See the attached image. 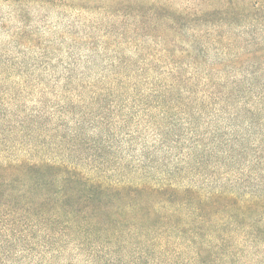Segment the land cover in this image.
Here are the masks:
<instances>
[{"label":"trees","instance_id":"1","mask_svg":"<svg viewBox=\"0 0 264 264\" xmlns=\"http://www.w3.org/2000/svg\"><path fill=\"white\" fill-rule=\"evenodd\" d=\"M5 1L68 32L0 44V264H264V0Z\"/></svg>","mask_w":264,"mask_h":264},{"label":"rangeland","instance_id":"2","mask_svg":"<svg viewBox=\"0 0 264 264\" xmlns=\"http://www.w3.org/2000/svg\"><path fill=\"white\" fill-rule=\"evenodd\" d=\"M68 3L71 4H76L75 2L80 1V0H65ZM87 1V0H84ZM90 1H101V0H90ZM102 1H111V0H102ZM140 1H145L142 4H145L147 6L148 3H153V1H155V3H158L160 5H162L163 7H166L170 10H174V11H184L185 9H189V10H193V11H202L204 10H212L213 5H219L222 1H225L226 5L228 7H232L234 9H238L240 7H242L243 9H247V10H251L249 9V6L251 5V3H253L251 0H213L210 2H207L206 0H133L134 3H141ZM32 3H30L28 5L27 8L25 7H21V3H15V2H6L5 0H0V18L4 20V24L6 25V27L8 29H5L4 33L0 34V44L2 43H7L9 41H11V38L5 34L6 31L10 30V33H13L14 31L18 33V28L19 26H22V23H26L28 24L27 21V17L29 16V23H30V27H24L22 30H26L25 32L28 34H32L34 35V37H32L34 39V43H41L42 47H44L42 42H45V39L48 38L50 35L49 33L51 32H68V29H65L67 27L66 22H59L58 21V17H57V13L53 12V9H47L46 6H36V7H31ZM57 10V9H56ZM247 10L244 12V14H241L239 16H236L235 18H230V20H234L236 22H232L231 24H234V29H236V32L239 33L240 30H244V29H248L249 27H240L239 24L245 23L246 18L245 15L247 13ZM43 16V18H36L35 16ZM90 19H92L93 15L89 14L87 15ZM35 17V19H34ZM44 26H46L44 28ZM258 28V27H257ZM23 32V31H21ZM19 32V33H21ZM34 34H33V33ZM147 33V32H145ZM143 34V33H142ZM158 34V33H156ZM76 35V34H74ZM147 34H144L142 36H140L141 39H147L146 38ZM189 35V34H188ZM186 34H184L183 36H179L175 38V44L170 46L173 47L174 49H179V51H187L189 53H192L195 51V47L193 46L192 40L191 38H188L190 36H188ZM85 39V37L87 36V34H85V32L80 33V35H78V37L82 40V38ZM148 37V36H147ZM65 44L62 43H57L56 47H61V48H65L64 47ZM55 47V46H54ZM84 47V46H82ZM88 48V47H87ZM89 49V48H88ZM88 49H81V51L83 52V56L82 58L85 57V55H90L91 53L88 51ZM36 53V52H35ZM64 53V50L61 52V54ZM54 65L53 68H57L60 69L61 66L58 63V60H55L54 63H52ZM84 65H89V63H87L85 61ZM61 74V72L59 73ZM51 81V80H50ZM53 82V80H52ZM64 80H61V83L59 85V89H61L62 84H63Z\"/></svg>","mask_w":264,"mask_h":264}]
</instances>
